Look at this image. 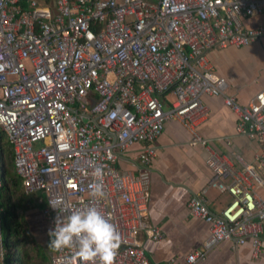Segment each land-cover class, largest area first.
<instances>
[{
	"label": "built area",
	"instance_id": "built-area-1",
	"mask_svg": "<svg viewBox=\"0 0 264 264\" xmlns=\"http://www.w3.org/2000/svg\"><path fill=\"white\" fill-rule=\"evenodd\" d=\"M257 14H264V0H0V136L11 146L24 191L42 194L49 229L68 214L49 204L58 198L71 210L94 206L119 233L110 264H153L137 237L141 230L154 240L163 236L147 222L153 142L170 119L186 126L191 143L199 141L207 94L222 97L237 132L258 140L262 173L238 154L209 151L207 186L227 191L231 200L216 214L206 204V187L189 197L188 210L208 225V235L184 263L195 264L223 241H248L258 256L264 241V199L255 190L264 181V90L238 102L207 56L212 48L246 46L264 36L263 26L243 24ZM139 142V174L120 170L119 154ZM97 166L103 197L92 192ZM49 263L101 264L53 248ZM169 264H180L178 256Z\"/></svg>",
	"mask_w": 264,
	"mask_h": 264
},
{
	"label": "crops",
	"instance_id": "crops-1",
	"mask_svg": "<svg viewBox=\"0 0 264 264\" xmlns=\"http://www.w3.org/2000/svg\"><path fill=\"white\" fill-rule=\"evenodd\" d=\"M243 24L264 27V14L243 18ZM207 56L214 72L226 78L228 93L238 102L246 103L256 92L264 90V36L246 46L212 48ZM201 100L207 107V116L196 128L199 141L191 143V134L186 126L180 120L170 119L165 121L161 133L153 142L155 154L146 172L147 222L158 226L163 236L154 240L145 230L137 236L153 264H169L172 256H178L179 263L185 264L186 254L202 248L208 235V225L190 214L187 201L191 195L206 187V204L216 214L231 200L227 191L207 186L212 175L206 163L210 150L238 154L255 171L262 173L255 159L261 152L258 140L236 131V116L224 105L222 97L206 94ZM142 145L135 143L120 153L116 166L133 175L139 174L136 163ZM223 182H228V179ZM255 190L264 199V181ZM31 194L32 200L23 210L25 226L49 257V227L41 212L43 196L39 192ZM2 211L0 206V264H6ZM195 264H264V241L256 258L252 256L248 241L244 244L223 241Z\"/></svg>",
	"mask_w": 264,
	"mask_h": 264
},
{
	"label": "clouds",
	"instance_id": "clouds-1",
	"mask_svg": "<svg viewBox=\"0 0 264 264\" xmlns=\"http://www.w3.org/2000/svg\"><path fill=\"white\" fill-rule=\"evenodd\" d=\"M92 175L97 178L92 192L103 197L102 170L95 167ZM53 208L63 206L67 211L66 218L54 219L53 227L49 229V245L58 251L72 250L82 261L90 262L99 259L101 264H110L112 255L119 243V233L116 226L96 207L87 206L83 209L71 210L62 198L56 200Z\"/></svg>",
	"mask_w": 264,
	"mask_h": 264
},
{
	"label": "trees",
	"instance_id": "trees-1",
	"mask_svg": "<svg viewBox=\"0 0 264 264\" xmlns=\"http://www.w3.org/2000/svg\"><path fill=\"white\" fill-rule=\"evenodd\" d=\"M0 156L3 178L0 187L1 223L4 242L11 247V252H6L7 260L16 261V264H50L44 249L25 226L23 210L33 195L24 191L22 180L13 169L11 146L3 136H0ZM51 249L50 246L49 252Z\"/></svg>",
	"mask_w": 264,
	"mask_h": 264
},
{
	"label": "rangeland",
	"instance_id": "rangeland-1",
	"mask_svg": "<svg viewBox=\"0 0 264 264\" xmlns=\"http://www.w3.org/2000/svg\"><path fill=\"white\" fill-rule=\"evenodd\" d=\"M41 143L42 142H36L34 145L39 146ZM2 238H3V240H5V233L4 232H2ZM8 252H11V247L8 249ZM14 259H15V257H14ZM12 264H16V261L12 262Z\"/></svg>",
	"mask_w": 264,
	"mask_h": 264
},
{
	"label": "water",
	"instance_id": "water-1",
	"mask_svg": "<svg viewBox=\"0 0 264 264\" xmlns=\"http://www.w3.org/2000/svg\"><path fill=\"white\" fill-rule=\"evenodd\" d=\"M10 248V246L4 242V252H8V249ZM6 264H12V262L10 260H6Z\"/></svg>",
	"mask_w": 264,
	"mask_h": 264
}]
</instances>
